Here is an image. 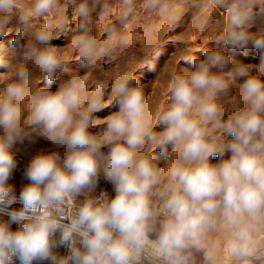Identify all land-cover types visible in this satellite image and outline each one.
Listing matches in <instances>:
<instances>
[{
    "label": "clouds",
    "instance_id": "clouds-1",
    "mask_svg": "<svg viewBox=\"0 0 264 264\" xmlns=\"http://www.w3.org/2000/svg\"><path fill=\"white\" fill-rule=\"evenodd\" d=\"M157 3L147 0L150 7ZM125 4L126 17L132 0ZM16 5L17 0H0L5 14L0 38ZM57 5L58 0H35L20 21L26 24ZM228 12L225 42L245 56L251 46L264 70V37L244 31L250 4L237 0ZM77 13L87 20L86 2ZM36 39L44 47L31 49V55L51 85L62 59L50 32L41 31ZM119 41L127 44L128 38ZM74 43L89 62L106 51L86 34ZM204 56L192 59L193 70L186 74L173 71L166 106L155 120L133 74L120 76L110 87L117 110L98 134L89 128L93 114L108 106L100 90L87 108L77 78L55 91L36 92L25 123L35 137L64 153H35L19 189L12 182L18 146L36 143L21 127L19 102L28 95V78L21 74L25 83L11 84L0 94V264H195L196 252H203L205 264H264V80L247 76L242 67L235 70L247 78L225 120L216 97L228 85L211 68L227 65L228 58L220 52ZM154 151L167 165L163 188L158 186L164 170ZM101 179L114 195L103 190L93 195ZM210 233L214 239L209 240Z\"/></svg>",
    "mask_w": 264,
    "mask_h": 264
},
{
    "label": "rangeland",
    "instance_id": "rangeland-1",
    "mask_svg": "<svg viewBox=\"0 0 264 264\" xmlns=\"http://www.w3.org/2000/svg\"><path fill=\"white\" fill-rule=\"evenodd\" d=\"M85 2L89 8L87 20L77 13L79 5ZM235 2L237 0H158L155 7H150L147 0H132V11L125 17L123 12L128 7L125 0H58L57 7L52 11L32 16L24 24L20 17L34 5L35 0H17L4 25L5 34L0 38V94L11 84L25 83L21 74L28 78L25 85L28 95L19 102L21 127L36 139L34 144L26 140L18 146L21 155L17 158L27 165L41 149L60 151L63 156V149H56L35 137L31 126L25 123L31 110V97L41 89L55 91L61 84L77 78L83 83V108H87L91 97L100 90L101 100L108 106L93 114L95 123L89 128L90 133L98 134L106 129L105 118L117 110L115 103H110V87L120 76L133 74L136 82L143 87L148 113L155 120L161 108L166 106L173 71L186 74L193 70L190 61H203L204 53L220 52L228 58L227 65L211 68V72L221 76L228 85L216 97L226 120L239 103V87L243 80L247 76L264 80V70L258 67L259 54L251 46L245 56L233 51L225 42L229 32L228 8ZM239 2L251 6L252 15L244 31L253 38L264 37V0ZM4 16L0 13V20ZM81 23L84 25L82 31L79 28ZM41 31L52 34L50 43L62 59V68L55 72L51 85L48 84L47 74L35 65L31 55V49L44 47L36 39V34ZM81 34L94 38L106 49L105 53L92 62L81 58L74 43ZM110 36L113 38L109 39ZM121 36H127V44L120 43ZM238 67L244 68L247 76H239L235 71ZM156 130H160L159 126ZM102 151L106 152L107 148ZM151 154L157 157L156 164L164 170L158 186L163 188L167 183V165L159 158L158 152ZM216 161L217 157L213 156L212 162ZM16 177L17 172L12 182ZM110 188L112 190L111 185ZM101 190L105 191L99 185L93 195H98ZM112 193L114 195L113 190ZM215 236L210 233L209 240Z\"/></svg>",
    "mask_w": 264,
    "mask_h": 264
},
{
    "label": "trees",
    "instance_id": "trees-1",
    "mask_svg": "<svg viewBox=\"0 0 264 264\" xmlns=\"http://www.w3.org/2000/svg\"><path fill=\"white\" fill-rule=\"evenodd\" d=\"M17 159L19 161V167L17 169V177H16L14 183H15L17 189H19V187L22 183H26V181L22 180V173H23V170H24L26 164H24L20 158H17ZM99 185L104 188V190L109 194V196H112L113 193H112V190H111L109 184L105 183L103 181V179H101V183ZM194 256H195V264H205L204 257L201 254V252L194 253Z\"/></svg>",
    "mask_w": 264,
    "mask_h": 264
}]
</instances>
